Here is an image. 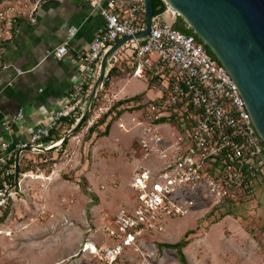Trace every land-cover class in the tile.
<instances>
[{
    "label": "built area",
    "instance_id": "built-area-1",
    "mask_svg": "<svg viewBox=\"0 0 264 264\" xmlns=\"http://www.w3.org/2000/svg\"><path fill=\"white\" fill-rule=\"evenodd\" d=\"M86 1L92 8L99 9L103 24L78 55V75L64 103L47 121L33 128L26 141L0 142V215L7 207L10 210L9 201L17 199L14 194L23 193L24 173L17 178L15 186L10 183L15 173L16 152L20 151L19 163L28 146L32 147L31 152L40 153L41 147L59 144L62 138L48 140L50 133L64 122L73 121L72 128L80 120L88 107L103 54L121 38L133 36L145 26L143 0H110L106 5H103L104 0ZM40 2L14 0L0 6V67L5 66L2 63L4 47L15 34L16 20L27 17L32 21ZM164 6L162 13L152 17L146 37L126 41L108 58L102 81L81 127L87 130L109 112L107 120L115 117L112 107L126 99L119 98L118 92L110 87L111 78L107 73L114 66L127 70L125 76L141 79L157 91L153 99L140 98L116 108L136 111L137 117L132 120L142 127L139 152L145 158L154 150L162 163L152 170L140 168L136 172L130 183L137 192L135 204L129 210H118L103 226L105 239L88 241L81 247L82 252H88L102 264H114L142 233L161 231L168 219L185 216L194 204L187 193L200 185L213 195L211 208L221 212H232L235 205L264 192V144L236 84L192 35L172 28L178 15L167 4ZM66 50L63 43L53 54L60 58ZM172 114L180 128L168 122H156L161 118L169 119ZM121 116L115 119L117 127L126 132ZM22 118L20 109L12 121L20 122ZM163 126L169 127L170 137L162 134ZM3 128L7 131L9 123L4 122ZM44 213L43 206L37 205V216L30 220L43 218ZM1 234L10 236L11 231L0 229Z\"/></svg>",
    "mask_w": 264,
    "mask_h": 264
},
{
    "label": "rangeland",
    "instance_id": "rangeland-1",
    "mask_svg": "<svg viewBox=\"0 0 264 264\" xmlns=\"http://www.w3.org/2000/svg\"><path fill=\"white\" fill-rule=\"evenodd\" d=\"M150 86L152 85H147L143 80L128 75L121 78L116 85H113L112 89L114 91L123 89L118 94L120 97H131L135 94H141V100H147L157 96V91ZM121 115L122 122L127 128L126 132L118 129L117 121L114 119L110 124L109 131L111 129V133L108 131V134L110 133L108 139H101L107 137L108 134L106 136L96 135L103 127L99 130L97 129V133L93 136L94 141H97L98 145H96L97 148L92 156L94 162L92 172L95 173V177L93 174L90 177L92 178L93 186L103 195H115L118 197L119 193L122 194L121 196L126 199L125 209L129 210L134 203V194L137 195V192L130 187L132 166H129V162L132 159L135 160L134 158H142L138 146V138L142 135V127L132 120V117H137V113L133 109L123 111ZM160 130L163 135L170 137L168 126H163ZM81 131L79 129L72 136H69L68 141ZM84 132L87 131L84 130ZM78 138L81 140L80 136ZM88 139L89 137H84L83 141ZM60 146L57 148L58 151ZM106 146L107 150H105ZM97 149H99L98 155H101L102 159L98 157ZM107 151L109 152L108 156L106 155ZM55 156H57L56 153ZM106 156L107 159H103ZM30 157L34 158L33 155ZM59 157H63V160L70 159V156H64L63 151ZM77 158L74 169H72L74 166L71 167V165L67 164L68 169H61L60 178L58 177L56 181L49 184L52 189L60 188L59 192L46 191V183L44 184V181H40V183L36 182L38 186L31 190L30 195H32L23 198L27 202L31 201L30 206L32 208L30 210H25L22 202H16L18 204L17 209L22 211L24 216L18 218L14 215L13 210L10 212L9 218L12 221L11 223H6V227L13 229L14 237L10 240L9 237H5L3 234L0 235V264H91L93 262L102 264L88 252H82L81 247L85 242L89 241L87 240L88 236L97 237L98 239L104 238L102 228L106 223L103 219V214L115 207L111 206L114 202L103 203L93 216L90 213V206L98 204L97 198L93 195H91L92 199L87 203L83 201V203L79 204V199L76 198L74 204H72V209H67L69 212H65V215L63 213L61 215L60 210L63 206L57 202L62 197V193L68 196L69 194H75V192L73 190L62 191L63 187L57 186L55 183L66 181L67 186H71L68 183H76L78 185L80 183L85 189L87 187L82 171L77 172V169L90 170V164H87L89 168L87 166L84 168V165L89 163V150L85 149L84 151L83 149L82 154ZM52 168L54 167L52 166ZM32 171L36 173V170ZM115 173L117 175L113 180L112 175ZM81 180L84 182L81 183ZM100 185H103V187L101 186L100 188ZM45 194L49 195L50 203H47L46 209L44 208L43 218L39 216L37 220L31 221L28 217L37 216L33 212L36 210L34 207L36 205L33 204H43L45 202ZM14 196L15 198L20 197L19 194H14ZM102 196L101 199L104 200ZM187 196L193 200L194 204L185 216L168 219L161 231L142 233L136 238L132 247L124 249L122 255L114 264H180L174 250L159 247L158 244L177 242L187 231L189 232L187 238L192 244L186 251L182 249L187 264H223L222 261H218L217 256H220L227 264H264V192H258L254 199L235 205L234 210L229 215H226L228 221L223 222L234 220L233 223L237 229L242 228L256 241V247L253 243L251 246L248 244V237H246V241L242 238L233 237L236 246L233 244V238L230 240L222 238L220 241L219 236L222 228L227 237L231 230L229 231L225 226L221 227L219 224L214 225L219 221L214 219L216 214L214 215L213 213L206 217L214 198L205 186L200 185L193 190H189ZM258 203L263 204L262 208L256 207ZM24 218L28 220L25 221ZM27 225H32L28 228L30 233L26 234V236L20 235L19 230H23L21 227H27ZM16 226L17 228H15ZM58 236H65L66 238L65 252L62 254H57L58 251L52 252L55 249ZM49 246L50 248L45 249ZM234 250L238 252L234 258L229 255L230 253L226 257L222 255L225 252H233ZM77 258L79 260L75 261Z\"/></svg>",
    "mask_w": 264,
    "mask_h": 264
},
{
    "label": "crops",
    "instance_id": "crops-1",
    "mask_svg": "<svg viewBox=\"0 0 264 264\" xmlns=\"http://www.w3.org/2000/svg\"><path fill=\"white\" fill-rule=\"evenodd\" d=\"M10 1L14 0H0V6ZM15 1L21 2L23 0ZM108 1L110 0H104L103 5H106ZM102 24L103 17L101 16L99 9L92 8L86 0H41L32 21H29L27 17L16 20L14 24L15 34L12 40L5 44L4 47L2 63L5 66L0 67V142L6 141L9 143H17L26 141L30 131L40 123L47 121L51 113L64 103L70 86L76 80L78 75V55L87 47L97 28ZM63 43H66L67 50L63 56L57 58L53 53L56 48ZM124 76L125 75H121L111 78L110 87L113 88V85H116V83L121 78H124ZM122 90L123 89L117 91L118 94L119 92L121 93ZM143 93L146 94L145 91H143ZM119 98L130 97L119 96ZM20 109L23 113L22 120L20 122H13V117ZM4 122L9 123V129L7 131L3 128ZM66 128V123H62L57 130L64 136ZM80 129L82 131L74 138L69 139L63 149L64 156H70L69 160H63V157H58L59 159L53 164L54 168H52L48 175H45L42 170L38 169H35L36 173L31 170L23 174L21 179L23 193H17L20 197L12 202L8 215L4 221L0 223L1 230L9 229L11 231L10 236L5 237H9L10 240L14 237L13 229L6 227V223H11L12 221V219L9 218L10 212L13 210L14 215L18 218L24 216L22 211L17 209L18 204L16 202H22L25 206V210H30V208H32V206H30L31 201L29 200V202H27L23 198L30 197L32 195H30L31 190L35 189L38 186L37 183H40V181H44V184L46 183V191L59 192L60 188L52 189L49 187V184L56 181L58 177L60 178L61 169H68L67 164L71 165V167L74 166L72 169L75 168L78 159L77 157L82 154L83 149L84 151L85 149L89 150V163H86L84 168H86L87 164H90V170L86 171L82 168L81 170L77 169V172L82 171L87 184L86 191L89 195L84 194L76 183H68V185L70 184L71 186H67L66 181H61L62 184L60 182V184L55 183L57 186L63 187L62 191L73 190L75 192V194H69L68 196L63 195L64 193H62V197L57 201L59 205L63 206L60 210L61 215L62 213L65 215V212H69L68 210L72 209V204H74L76 198L79 199V204H81V202L83 203V201H85L84 203H87L92 199L91 195L97 198L98 202V204L90 206V213H92V216L94 213H97L98 207L102 206L103 203H107L108 201L111 203L112 201L114 202L111 206L115 207L111 211L103 214L105 223H107L118 210L125 209L126 199L121 196L122 194L119 193L118 197L115 195L105 196L93 186L92 178L90 177L91 174L95 177V173L92 172L94 165L92 156L97 148L96 145H98V142L94 141L95 139L93 136H95V134H92L88 140L83 141L86 134L84 130H87L85 128ZM109 132L111 133V129ZM110 133L107 137L101 139H108ZM79 136L81 137V140L78 138ZM93 142L95 143L93 144ZM55 150L49 151L51 152L50 155L54 158L56 157L55 153L56 155L58 154L57 148ZM105 150H107V146ZM98 153L99 149H97V155ZM34 154L36 153L26 151L22 153V158L34 161ZM107 154L109 155L108 151L106 155ZM32 155L34 158L30 157ZM107 156L103 157V159H107ZM98 157L102 159L101 155H98ZM151 157H153V159H151ZM134 159L135 160L132 159V161L129 162V166H132V177L140 168L152 170L155 166L162 163L161 158H159L155 151L151 152L145 158ZM145 160H147V162H145ZM116 175L117 173L112 175L113 180L116 178ZM101 186L103 187V185H100V188ZM48 196L45 194V202L40 204L45 209L47 203H50ZM101 196L104 200L101 199ZM135 201L136 195L134 194L133 205L135 204ZM33 205L37 206L38 203ZM262 205V203H258L256 204V207L262 208ZM36 206H34L35 209ZM33 212L36 214V210ZM30 218H36V216L28 217V219ZM24 220L27 221L25 218ZM224 221H228L227 216H224L214 224H219L221 227L225 226L229 231L231 230L227 237L222 228V232L219 236L220 241L222 238L226 240L228 238L230 240L233 237H236L237 239L242 238L246 241V237H248V244L251 246L253 243L255 247L257 246L256 241H254L246 231L242 228H236L233 223L234 220L223 223ZM23 226L21 227L23 230H19V232L21 233L20 235L26 236V234L30 233L28 228L32 225H27V227ZM15 228H17V226ZM60 237H57L58 239L55 246L56 250L54 249L52 251L53 253L58 251L57 254H62L65 252L66 238L65 236ZM88 237L87 240H89V242H96L98 240L97 237ZM190 244L191 242L183 248L184 251L190 247ZM233 244L236 246L234 238ZM47 248H50V246L45 249ZM228 253H230L229 255H231L232 258L238 254V252L234 250L233 252H225L222 255L226 257ZM217 258L218 261L220 260L223 264H227L222 258H220V256H217ZM78 260V258L75 259V261Z\"/></svg>",
    "mask_w": 264,
    "mask_h": 264
},
{
    "label": "water",
    "instance_id": "water-1",
    "mask_svg": "<svg viewBox=\"0 0 264 264\" xmlns=\"http://www.w3.org/2000/svg\"><path fill=\"white\" fill-rule=\"evenodd\" d=\"M191 28L226 69L243 98L257 134L264 144V0H162ZM145 26L133 36H124L102 56L99 74L92 87L88 107L80 120L64 134L59 144L41 147L39 152L58 148L79 130L91 108L102 81L108 58L126 41L140 40L149 33L153 15L152 0H143ZM24 151H33L28 146ZM19 152H16L12 186L18 178Z\"/></svg>",
    "mask_w": 264,
    "mask_h": 264
},
{
    "label": "trees",
    "instance_id": "trees-1",
    "mask_svg": "<svg viewBox=\"0 0 264 264\" xmlns=\"http://www.w3.org/2000/svg\"><path fill=\"white\" fill-rule=\"evenodd\" d=\"M152 6H153V15L154 16L162 13L164 11V9H165V6H164V3L162 2V0H152ZM171 26H172L173 29H176V30H178L179 32H181V33H183L185 35H192L195 38V40L203 46V48L205 49L206 53L212 59L217 60L215 58L214 54L211 52V50L205 44L202 43V41L199 39V37H197V35H195L193 33L191 28L184 22V20L181 17H179V16L176 17L175 21L172 23ZM126 72H127V70L126 71H121L118 67L114 66L113 68H111L108 71L107 77L108 78L118 77V76L126 74ZM105 84L107 85L108 81H106ZM140 95L141 94H137V95H135L133 97L123 99V100L119 101L118 103H116L112 107V110L116 111V116L111 118L110 120H107L108 114L110 112L107 113V114H104L100 118V120L98 121L97 124H95L94 126L89 127L87 129V132H86L84 137L88 138L92 134H96L97 133V129L99 130L101 127H103L102 130L100 132H98L96 135L99 134V136H106L108 134V131H109V128H110V124H111L112 120L116 119L124 111V110H118L116 108L120 104H123V103H126V102H130V101L139 100L140 99ZM156 122L157 123L168 122L170 125H173L176 128H180L179 124H177V122H176L175 114H172V116L169 119L161 118V119H159ZM64 123H66V127H67L66 131H68L70 129L71 124H73L74 122L73 121H68V122H64ZM62 136L63 135L57 129H54V130L51 131L48 140H59V139L62 138ZM67 142H68V138H66V139H64L62 141L61 146L59 148L60 150L58 151V154H57V156L55 158L50 155L51 152H45V153L40 152V153L34 154L35 159H36L34 161H36V162H33L32 160H29V159H26V158H21L19 163H18V177L20 176V174H23V173H26L27 171H31V170H35V169L42 170L45 173V175H48L51 172V170H52L53 164L57 162L58 157L60 156V154H62V151L65 148ZM12 181H13V176H11V178H10V183H12ZM81 181H82L81 183L84 182L83 180H81ZM79 187H80V190L84 194L89 195V193L86 191L85 187H82V184L79 183ZM11 203L12 202L9 201V205H11ZM8 213H9V207H7V209L2 211V213L0 215V223H2L4 221V219L6 218ZM213 213H214V215L216 214V217L214 219L220 220L224 216L229 215L231 213V211L221 212V211H219L218 208L213 207L206 214V217H207V215H211ZM188 234H189L188 231L185 232L183 237L181 239H179L177 242H174V243H161V244L159 243L158 246L174 250L176 252V254H177V259H178L179 263L180 264H187V261H186V258L184 256L183 252H182V249L184 247H186L189 244V242H190L188 240V238H187Z\"/></svg>",
    "mask_w": 264,
    "mask_h": 264
},
{
    "label": "bare ground",
    "instance_id": "bare-ground-1",
    "mask_svg": "<svg viewBox=\"0 0 264 264\" xmlns=\"http://www.w3.org/2000/svg\"><path fill=\"white\" fill-rule=\"evenodd\" d=\"M87 249H88V247H87Z\"/></svg>",
    "mask_w": 264,
    "mask_h": 264
}]
</instances>
